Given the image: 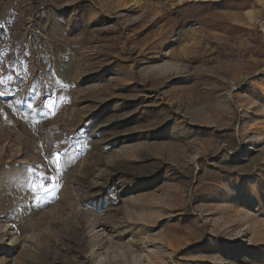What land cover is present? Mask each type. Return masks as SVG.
<instances>
[{"label": "rangeland", "instance_id": "374dc122", "mask_svg": "<svg viewBox=\"0 0 264 264\" xmlns=\"http://www.w3.org/2000/svg\"><path fill=\"white\" fill-rule=\"evenodd\" d=\"M0 78V264H264V0H0Z\"/></svg>", "mask_w": 264, "mask_h": 264}, {"label": "snow or ice", "instance_id": "6c2138e0", "mask_svg": "<svg viewBox=\"0 0 264 264\" xmlns=\"http://www.w3.org/2000/svg\"><path fill=\"white\" fill-rule=\"evenodd\" d=\"M3 83H4L3 78H0V84ZM6 95L7 93L5 91H0V97H4ZM17 103H20V101H17ZM55 106H56L55 101L51 99H48L43 102V107L47 109L48 113L54 114L53 110ZM26 107L28 109H32L33 105L31 103H28L26 104ZM68 151H70L69 148H65L64 153H61L59 149L55 151L51 155V157L45 161L43 166V171H40L39 169H31V172L34 175V179L30 180L29 183L31 184V194L34 200L40 201L44 196V194H47L57 189L58 185H57L56 177L51 176L49 174L50 169L48 167V164L50 163L53 169L59 171L62 167L63 157ZM37 192H39L40 195H36Z\"/></svg>", "mask_w": 264, "mask_h": 264}]
</instances>
